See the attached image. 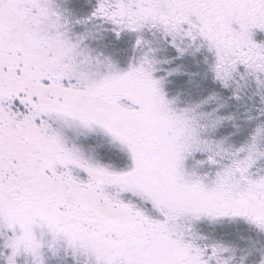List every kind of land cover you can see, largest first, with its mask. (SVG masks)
<instances>
[{"label": "snow or ice", "instance_id": "6c2138e0", "mask_svg": "<svg viewBox=\"0 0 264 264\" xmlns=\"http://www.w3.org/2000/svg\"><path fill=\"white\" fill-rule=\"evenodd\" d=\"M0 264H264V0H0Z\"/></svg>", "mask_w": 264, "mask_h": 264}]
</instances>
